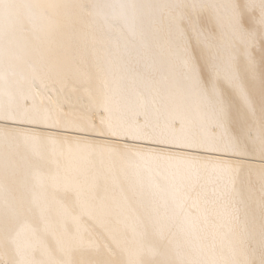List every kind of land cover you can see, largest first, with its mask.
<instances>
[{
    "label": "bare ground",
    "instance_id": "bare-ground-1",
    "mask_svg": "<svg viewBox=\"0 0 264 264\" xmlns=\"http://www.w3.org/2000/svg\"><path fill=\"white\" fill-rule=\"evenodd\" d=\"M196 151L264 160V0H0V264H264V164Z\"/></svg>",
    "mask_w": 264,
    "mask_h": 264
},
{
    "label": "rangeland",
    "instance_id": "rangeland-1",
    "mask_svg": "<svg viewBox=\"0 0 264 264\" xmlns=\"http://www.w3.org/2000/svg\"><path fill=\"white\" fill-rule=\"evenodd\" d=\"M5 124H8L10 126H15L17 127V125H13L12 123H6L4 122ZM23 126V125H22ZM24 128H28V125L27 126H23ZM44 130L46 131H52V130H49L48 128H43ZM59 133H62V134H68V135H75L77 136V133L76 132H68V131H63V130H58ZM79 136L81 137H84V135L86 134H80L78 133ZM102 137L101 139H106L108 141H112V142H118V143H129V142H126V141H123V140H120L118 138H111V137H107V136H96V135H90V136H87V137ZM138 145H143V146H149V144H138ZM151 145V144H150ZM160 147L162 146V148L156 146L158 149H164L165 147H163V145H159ZM151 147V146H149ZM154 147V146H152ZM189 151V150H188ZM197 153L199 154H206V155H210V156H213V157H217V158H226V159H236V160H240V161H244V162H251V163H258V164H264V160H256V159H247V158H244V157H234V158H231L230 156L226 155L227 157L225 156H221V155H218L217 153H209V152H202V151H196Z\"/></svg>",
    "mask_w": 264,
    "mask_h": 264
}]
</instances>
